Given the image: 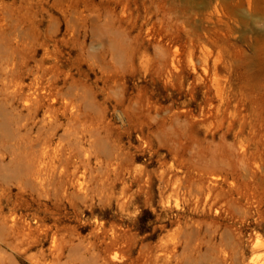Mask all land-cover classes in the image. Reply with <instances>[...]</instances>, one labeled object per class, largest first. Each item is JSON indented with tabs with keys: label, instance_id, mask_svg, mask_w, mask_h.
I'll list each match as a JSON object with an SVG mask.
<instances>
[{
	"label": "rangeland",
	"instance_id": "obj_1",
	"mask_svg": "<svg viewBox=\"0 0 264 264\" xmlns=\"http://www.w3.org/2000/svg\"><path fill=\"white\" fill-rule=\"evenodd\" d=\"M0 264H264V0H0Z\"/></svg>",
	"mask_w": 264,
	"mask_h": 264
}]
</instances>
